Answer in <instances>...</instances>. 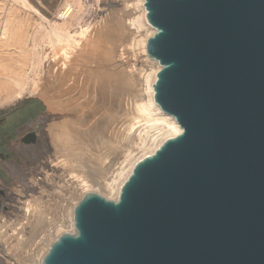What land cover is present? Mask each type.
Segmentation results:
<instances>
[{"label": "water", "instance_id": "95a60500", "mask_svg": "<svg viewBox=\"0 0 264 264\" xmlns=\"http://www.w3.org/2000/svg\"><path fill=\"white\" fill-rule=\"evenodd\" d=\"M144 6L154 101L182 131L117 198L84 192L41 264H264V0Z\"/></svg>", "mask_w": 264, "mask_h": 264}, {"label": "bare ground", "instance_id": "6f19581e", "mask_svg": "<svg viewBox=\"0 0 264 264\" xmlns=\"http://www.w3.org/2000/svg\"><path fill=\"white\" fill-rule=\"evenodd\" d=\"M21 1L30 5L28 0ZM144 3L145 0H124L126 11L123 16L129 17L125 23L126 20L123 21L122 14L119 15L116 29L120 40L122 41L124 36L128 42L125 46L118 45L117 56L120 59L127 58L126 48L130 49L135 56L139 51L149 66L140 69L136 66L138 73H127L124 78L125 84L115 82L114 78L110 79L105 72L106 77L101 74L102 78H97L99 76L97 70L95 72L97 74L91 73L90 85L94 83L93 89H96L95 93L97 92L93 95L92 90L90 91L88 99L93 97L90 100V103H94L92 106H88L87 101L78 102V98L74 102L72 98L63 102L54 90L53 92L47 86H40L43 84H37L34 79L28 86L30 79L22 70L13 71L6 79L0 76V106L12 103L30 91L40 97L50 111L66 110L75 113L74 118H66L62 122L48 125L56 160H59L62 169L68 171V178L65 177V179L70 181V185H76L75 190H69L71 196L67 200L66 207L56 203L51 210L40 201L41 197L31 195L24 204L21 221L10 223L8 228L5 227V220L0 223V245L6 247L10 253L13 252V256L16 257L14 261H10V264H41L52 241L63 232L74 231L73 208L84 192L94 190L108 198H117L120 187L132 171L134 164L152 153L166 138L182 131L181 125L175 118L163 111L154 101L152 86L160 64L147 55V39L154 34L155 28L147 22ZM82 6V0H65L59 11L63 22H54L39 40L36 38L33 40L32 47L23 48L32 65L41 64L43 59L52 62L51 58L55 60L60 55L59 61L62 59L65 68H69L67 61L70 63V60L73 61L74 58L71 59V55L76 53L79 57L81 53H84L86 41L91 38L94 26L77 22L78 26L75 30L70 29ZM132 7L135 8L134 12H130ZM0 35L1 38L9 39L18 46L26 45V40L29 42L31 36L28 32L14 26L8 17L2 23ZM40 40L45 43L47 47L44 48L49 51L45 49L43 53H40L36 50ZM56 55L58 57H55ZM85 57L87 56L83 58ZM89 72L88 75H90ZM137 81L141 87L136 85ZM87 89H92V86L86 90L81 89L80 94ZM70 90L71 88L67 92L69 93ZM99 94L101 97L103 95L115 99L118 105L114 109L107 108V114L100 113L99 109L93 108L97 101L95 95ZM85 106L92 109L89 115L88 111H84ZM90 115L98 117L92 125L86 126L80 123V121H88ZM64 186L66 189L64 187L58 189L61 192L58 193L60 201L64 199V190L69 188L68 185ZM60 212H63L61 219H64L66 224L58 223ZM26 227L29 229L27 235ZM11 238H13L12 241H10ZM11 242L15 244L11 245Z\"/></svg>", "mask_w": 264, "mask_h": 264}, {"label": "rangeland", "instance_id": "374dc122", "mask_svg": "<svg viewBox=\"0 0 264 264\" xmlns=\"http://www.w3.org/2000/svg\"><path fill=\"white\" fill-rule=\"evenodd\" d=\"M28 1L30 5L24 4L21 0H0V28L8 17L12 20L14 26L31 35L29 42L26 40V45L21 46L9 39L1 38L0 35V76L2 78L6 79L15 70H22L26 72L30 79L28 86L33 83L32 80L34 79L37 84H43L40 86H47L52 91L54 90L55 94L63 102L68 101L69 98H72L74 102L78 98V102L87 101L89 102L88 106H92L94 103H90V100L93 97L88 98L90 91H94H91V94L93 93L94 95L96 89H93L95 88L94 83L90 85L91 80L89 81V79L92 78L89 76L98 71V74L95 73L99 75L97 76L98 78L103 76L105 72L110 79L113 77L115 82L125 84L126 80L124 78H126L127 73H138V69L149 66L144 56L142 57L139 54V51L135 56L130 49L126 48L127 58L120 59L117 56L118 45L123 44L125 46L128 42V39L124 36L122 41L120 40L116 29L119 15L122 14L123 16L126 11L124 0H82V9L74 18L70 29L74 31L76 26H78L77 22H80V24H91L94 26V30L91 38L86 41L84 53L80 54V56L82 55L81 57L79 56L81 60L76 53H73L71 55V59L74 57L73 61L70 60V63L67 61L69 68H65L62 59L59 61L60 55H58L59 57L56 55L55 57L58 58L55 60L51 58L52 62H49L48 59H43L41 64L32 65L28 61L23 48L32 47L33 40L35 38L39 40L41 35L54 22H63L59 11L65 0ZM134 11L135 8L132 7L130 12ZM128 17V15L123 16V21L126 20L125 23H127ZM39 42L40 45L36 50L43 53L46 49L44 47L47 46L42 40ZM46 50L49 51L48 49ZM84 56L87 57L83 58ZM136 66L139 68L137 69ZM88 72L90 75L87 74ZM106 75L104 76L106 77ZM139 77L141 78V75ZM84 82H86L85 86ZM138 84L139 81L136 82V85ZM82 86L85 90L91 86L92 89H87L86 92L80 94V90L83 89L81 88ZM138 87L141 86L138 85ZM70 88L71 90L68 93L67 90ZM28 98L41 100L45 105L44 112L36 118H30L15 129H10L7 123H0V223L5 220V227L7 228L10 223L22 220L24 204L31 195L41 197L40 201L51 210L56 203H61L63 207H66L67 200L71 196L70 191H74L76 187L75 184L70 185V181L65 179L68 171L62 169L61 163L56 160L48 131L49 124L62 122L66 118H74V112L66 110L50 111L40 97L27 91L14 102L0 106V119L6 116L8 112L21 106L23 101ZM95 98H97V101L94 99L96 105L93 108H96L95 110L99 109L100 113L107 114V108L114 109L118 105L115 99H110L108 96L102 95L101 97V94H99L98 96L95 95ZM88 106H85L84 111H88L89 115L92 109ZM91 117H89L88 121H80V123L86 126L92 125L98 117ZM30 132L36 135V140L27 142L25 141V136ZM1 153L4 155L1 156ZM64 185L69 186L68 190H64L66 189ZM61 187H64V189L62 188L64 190V199L60 201L58 193L61 192L58 189ZM61 217H63V212L58 215V223L64 222L66 224ZM28 232L29 229L26 227V235ZM12 240L13 238L10 239V241ZM14 244L15 242H11V245ZM15 258L13 252L10 253L6 247L0 245V264H10V261H14Z\"/></svg>", "mask_w": 264, "mask_h": 264}, {"label": "trees", "instance_id": "16d2710c", "mask_svg": "<svg viewBox=\"0 0 264 264\" xmlns=\"http://www.w3.org/2000/svg\"><path fill=\"white\" fill-rule=\"evenodd\" d=\"M44 110L45 105L41 100L37 98H28L23 101L21 106L8 112L6 116L2 117L0 123H7L10 126V129H15L27 122L30 118H36L44 112Z\"/></svg>", "mask_w": 264, "mask_h": 264}]
</instances>
